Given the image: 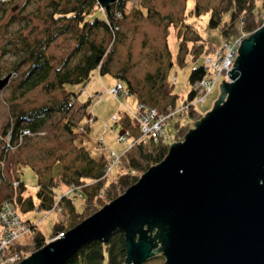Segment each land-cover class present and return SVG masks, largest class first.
I'll return each instance as SVG.
<instances>
[{"label":"water","instance_id":"1","mask_svg":"<svg viewBox=\"0 0 264 264\" xmlns=\"http://www.w3.org/2000/svg\"><path fill=\"white\" fill-rule=\"evenodd\" d=\"M103 9L117 0H96ZM218 101L120 197L19 264H65L125 236V264H264V26L244 39ZM10 76L1 78L0 92Z\"/></svg>","mask_w":264,"mask_h":264},{"label":"rangeland","instance_id":"2","mask_svg":"<svg viewBox=\"0 0 264 264\" xmlns=\"http://www.w3.org/2000/svg\"><path fill=\"white\" fill-rule=\"evenodd\" d=\"M54 1L58 0H11L6 4H0V75L1 78L10 76L8 85L0 92V203L6 197L13 196L11 184L17 178L25 188L22 191L25 197H32L35 200L40 181L48 178L57 180L60 175L67 174L81 165L78 158L81 149L87 150L96 159L103 155L110 162L111 153L119 157L133 143V138L119 142L118 138L124 136L125 131L115 123L114 118H120L124 114L130 115L135 109V97L127 95L124 81L119 83L125 92L117 96L111 95L110 92L116 88L118 80L110 74L100 75L98 70H94L90 75L89 86H66V91L75 95L77 107L85 106V113L75 109L71 116L56 114L41 132L43 134L28 138L22 143L21 148L9 152L6 158L4 157L3 134L10 118L18 112H30L48 107L65 96L62 92L48 95L43 90L37 89L26 97L18 99L17 88L27 69L22 66L16 67L18 50L15 46L18 45L19 35L35 40L46 36L45 29H54L49 16L52 11L51 3ZM66 1L71 0H62V2ZM197 4L204 8L200 9L199 14L196 11ZM144 5L145 8L150 9L148 16L144 8L134 5V8L130 7L126 11L120 23L122 36L115 47L111 72L117 74L122 69H127V78L136 89L143 83L147 73H154L158 68H166L172 63L168 82L175 96L176 109L182 111L184 105L189 104L188 97L194 91L189 83V76L193 70L203 68L206 59L205 55L193 57L191 39H195V35L200 36L208 44L206 47L226 44L219 36L218 30L208 28V21L211 9H224L227 1L151 0ZM262 20L264 26V18ZM181 42L184 45L181 54L184 61L180 65L178 58ZM74 45V38L71 35L58 37L50 45L47 54L56 69L61 67L62 61L67 58ZM165 45L169 56L165 51ZM187 49L190 52L186 55ZM223 81L230 82L225 74L218 79L205 102L195 106L199 115L205 117L213 110L214 103L218 101L220 95L219 86ZM96 92L100 96L99 99L94 97ZM187 118L188 116H184L181 121L188 122ZM86 119L93 120L88 126L89 131H86ZM199 120L200 118L194 119L192 124L186 127L184 137L194 129V124ZM65 121L74 125L72 132L64 128ZM177 121L178 118L175 117L169 120L163 131L164 139L170 144L176 132ZM184 137L178 138L175 143H181ZM5 141H10V135ZM118 173L119 166L114 165L109 173V180L115 179ZM82 208V201L75 202L77 213L81 212ZM16 210L23 221L36 224L38 231L46 239L50 237L54 225L60 220L56 211L47 213L37 208L34 211H26L21 205H18ZM32 238L33 234L28 232L17 242L20 245H27ZM31 255L32 253L24 255V258L19 255L21 262ZM164 260L163 256H157L144 264H164Z\"/></svg>","mask_w":264,"mask_h":264},{"label":"trees","instance_id":"3","mask_svg":"<svg viewBox=\"0 0 264 264\" xmlns=\"http://www.w3.org/2000/svg\"><path fill=\"white\" fill-rule=\"evenodd\" d=\"M11 0H0V4H6ZM151 0H117L108 9H103L96 0H62L51 3L50 21L53 23L51 30L45 29L46 36L40 39L30 40L25 35H19L18 59L16 67H27L18 85L19 96L22 99L31 92L41 89L45 94L51 95L57 92L65 93L62 100L53 103L48 107L34 109L30 112H18L10 118V122L4 129L3 151L4 157L11 151L21 148L22 143L28 138L39 136L47 127L56 114L71 116L75 109L83 111L84 107H77L75 95L66 91L67 85H87L90 75L94 70H98L100 75L110 74L119 81H124L127 86V95L134 96L136 104L146 106L158 111L159 114L178 118L175 123L176 132L172 137V144L178 138L184 137V130L194 119H204L195 110V106L187 111L181 112L176 109V100L173 90L168 82L169 63L166 68H158L154 73H147L143 83L136 89L127 78V69H122L117 74H112L111 63L116 45L121 41L120 23L125 17L126 11L136 5L146 10V15L150 14L149 7L145 8V3ZM224 9H211L208 21V28L219 31V36L226 43L233 42L239 37L249 38L257 29L262 26L264 18V0H226ZM135 5V6H134ZM202 7L196 5L197 14ZM208 10V9H207ZM206 10V11H207ZM13 22V19L11 20ZM71 35L74 38V48L62 61L60 68H55L47 51L58 37ZM192 41V55L194 58L205 55L208 45L203 39L195 35ZM165 51L169 56L167 45ZM184 45L180 43V56L178 64H182L184 58L181 57ZM187 49L185 54H189ZM205 73L202 68L193 70L189 76L191 86L203 78ZM121 85V84H120ZM123 88V86L121 85ZM124 89V88H123ZM195 100L194 91L188 97L191 105ZM188 116L185 123L181 121ZM202 117V118H201ZM199 120V121H200ZM169 122V121H168ZM115 123L128 133V138H133L130 148L123 154L122 162L119 165V173L113 180L109 176L105 177L106 168L109 161L103 156L97 159L92 157L87 150L79 152L78 158L81 165L67 174H62L57 180L48 178L38 183L37 198H27L22 192L25 188L19 178L11 184L14 191L13 196L6 197L0 203V210L3 204L8 203L17 209L18 205L26 211L53 212L60 188L70 186L82 187L83 197L82 211L77 213L75 203L62 201V214L60 220L56 222L52 233L46 239L39 231L36 224L25 221L29 226V234H33L32 240L27 245L14 243L6 249L8 256L24 255L41 250L45 245L59 235H65L81 222L95 214L101 207L111 203L136 184L139 179L152 167L160 164L167 156L170 146L166 140L155 144L152 141L137 142L139 137V126L132 119L131 115L124 114L116 118ZM64 128L72 132L73 124L65 121ZM89 131V127H86ZM28 131L29 135H23ZM85 133V132H84ZM43 134V133H41ZM10 135V141H5ZM184 140V138H183ZM182 140V141H183ZM181 141V142H182ZM177 143V142H176ZM179 143V142H178ZM44 174V173H43ZM55 211V210H54ZM32 249V250H31ZM126 245L125 236L121 230L113 232L105 243L94 241L81 248L65 264H125Z\"/></svg>","mask_w":264,"mask_h":264},{"label":"built area","instance_id":"4","mask_svg":"<svg viewBox=\"0 0 264 264\" xmlns=\"http://www.w3.org/2000/svg\"><path fill=\"white\" fill-rule=\"evenodd\" d=\"M244 37H239L233 42L226 43L214 49H205V66L202 68L205 73L204 77L193 84L195 100L191 105L184 106L181 112L187 111L189 108L201 105L210 94L218 79L225 74L230 80L228 73L232 71V67L238 57V49L240 48ZM196 70V69H195ZM124 89L120 84H116V88L110 92L111 95L124 93ZM99 95L96 99H99ZM132 119L139 126V137L137 142L152 141L157 144L164 139V128L167 126L169 116L161 115L157 110L146 106L145 104H136L134 111L130 114ZM116 121V118H114ZM93 123L92 119H86L85 125L89 126ZM23 135H29L28 131H24ZM128 138V133L118 138L122 142ZM131 147V146H130ZM122 156H115L111 153L110 162L106 168L105 177L109 176L111 168L114 165L119 166ZM83 197V188L70 186L63 191L56 200L54 210L58 215L62 214V201L78 202ZM53 210V211H54ZM30 232V228L19 216L15 206L5 203L0 210V264H19L21 257L19 255L8 256L6 249L19 240L23 234ZM59 235L57 238H61Z\"/></svg>","mask_w":264,"mask_h":264},{"label":"crops","instance_id":"5","mask_svg":"<svg viewBox=\"0 0 264 264\" xmlns=\"http://www.w3.org/2000/svg\"><path fill=\"white\" fill-rule=\"evenodd\" d=\"M87 86H89V85L87 84ZM85 91H86V89H85ZM97 95H99V94L96 92L94 97L96 98ZM135 105H136V103H135ZM65 189L66 188H60V190H59L60 192L59 193L61 194L63 191H65Z\"/></svg>","mask_w":264,"mask_h":264}]
</instances>
